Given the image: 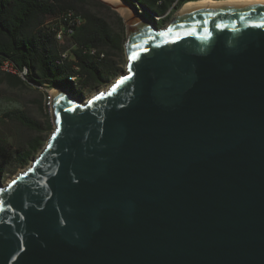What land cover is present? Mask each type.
<instances>
[{"label":"water","instance_id":"95a60500","mask_svg":"<svg viewBox=\"0 0 264 264\" xmlns=\"http://www.w3.org/2000/svg\"><path fill=\"white\" fill-rule=\"evenodd\" d=\"M102 1L126 70L54 88L48 140L0 182V264H264V1L163 26Z\"/></svg>","mask_w":264,"mask_h":264},{"label":"trees","instance_id":"16d2710c","mask_svg":"<svg viewBox=\"0 0 264 264\" xmlns=\"http://www.w3.org/2000/svg\"><path fill=\"white\" fill-rule=\"evenodd\" d=\"M123 1L150 20L163 16L156 19L161 25L191 0ZM98 7L112 10L102 0H0V81L6 78L13 85L45 88L46 93L61 88L78 95L84 89L110 82L120 70L117 57L125 54V23L112 10L113 23ZM67 8L81 14L84 23L72 35L59 40L57 17ZM62 51L68 52L64 61L59 58ZM5 64L17 72L4 69ZM25 69L27 72L22 78L18 72ZM71 76H77L76 80ZM9 114L32 130V134L18 138L0 132V178L8 166L28 163L44 145L41 122L23 109ZM51 122H47V129L52 126Z\"/></svg>","mask_w":264,"mask_h":264},{"label":"rangeland","instance_id":"374dc122","mask_svg":"<svg viewBox=\"0 0 264 264\" xmlns=\"http://www.w3.org/2000/svg\"><path fill=\"white\" fill-rule=\"evenodd\" d=\"M122 1L123 0H121V2ZM110 8L116 11L117 14L120 15L118 10H116L115 8L111 6ZM97 9H99L102 13H105L113 23L115 22V16L111 12L112 10H107L106 8H103V7H100V8L98 7ZM177 10H175V12L171 14V17H169L168 20L165 23L161 24L160 26L166 25L171 20V18L174 17ZM162 17L163 16H156V19H159ZM125 33H126V25H125ZM123 56L124 57L122 58L117 57L119 61L120 70L118 71L117 75L113 76L110 82H108L107 84L97 86V87L84 89V92L81 95H78L76 93H73V95H75L76 97L80 99L87 100L93 94L98 92V90L107 87L111 82L114 81V79H116V77L121 75L122 72L126 70V63H127L126 52ZM50 93H52V91ZM49 99L50 97L48 93H46L45 88H40L38 90V89L26 87V86L13 85L6 78H2L0 81V132L1 131L6 132L7 134H10L18 138L19 137L24 138V137L31 135L32 130L21 125L16 120H13L9 114L11 111L15 109H23L31 117L41 122L42 127L44 128H43V131L40 133V135L44 138V144H45L54 127L53 109H51L52 107H51V104H49ZM49 120L52 121L51 122L52 126L47 129L46 126L48 125L47 122ZM29 162L23 165H19L18 163H13L12 165L8 166L4 172V175L0 178V182L6 183L18 171L28 166Z\"/></svg>","mask_w":264,"mask_h":264},{"label":"built area","instance_id":"2783aa9c","mask_svg":"<svg viewBox=\"0 0 264 264\" xmlns=\"http://www.w3.org/2000/svg\"><path fill=\"white\" fill-rule=\"evenodd\" d=\"M57 23H58V27L56 28L57 38L59 40H63L65 38V36L72 35L78 27L83 25L84 18L82 17L81 14L76 12L74 9L67 8V9L63 10L58 15ZM67 56H68V52L67 51H62L60 53V55H59V58H60L61 61H64V59ZM3 68L11 70L12 72H17L15 69H13L12 67L8 66V64H5ZM18 74L22 77V71L18 72ZM50 90H47L48 91L47 93H48V95L50 97V104H51V100H52V95L51 94L52 93H50L51 92Z\"/></svg>","mask_w":264,"mask_h":264},{"label":"bare ground","instance_id":"6f19581e","mask_svg":"<svg viewBox=\"0 0 264 264\" xmlns=\"http://www.w3.org/2000/svg\"><path fill=\"white\" fill-rule=\"evenodd\" d=\"M111 1H121V0H111ZM250 1H264V0H191L186 3H184L181 7V9H185L192 6H202V5H226V4H236V3H244V2H250ZM127 3V2H126ZM140 14V13H139ZM101 55H104L101 53ZM26 69L22 71V78H25ZM70 78L76 80L77 76H71ZM42 88V87H41ZM46 90V89H45ZM101 90V89H100ZM98 90V91H100ZM52 94L55 93V89H51ZM97 93V92H96ZM50 104V99H49ZM52 109V108H51ZM27 167V166H26ZM25 167V168H26ZM23 170V169H22ZM20 170V171H22ZM19 172V171H18ZM17 172V173H18ZM16 173V174H17Z\"/></svg>","mask_w":264,"mask_h":264},{"label":"snow or ice","instance_id":"6c2138e0","mask_svg":"<svg viewBox=\"0 0 264 264\" xmlns=\"http://www.w3.org/2000/svg\"><path fill=\"white\" fill-rule=\"evenodd\" d=\"M169 31H171V29H169ZM137 55H138V54H134L131 58H132V59H135V58H137ZM125 79H126V78H125ZM120 83H123V80H121Z\"/></svg>","mask_w":264,"mask_h":264},{"label":"flooded vegetation","instance_id":"af4514ba","mask_svg":"<svg viewBox=\"0 0 264 264\" xmlns=\"http://www.w3.org/2000/svg\"><path fill=\"white\" fill-rule=\"evenodd\" d=\"M145 17V16H144ZM154 23H156L158 26H160V24H159V21L158 20H156V19H153L152 20Z\"/></svg>","mask_w":264,"mask_h":264}]
</instances>
